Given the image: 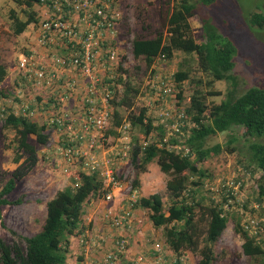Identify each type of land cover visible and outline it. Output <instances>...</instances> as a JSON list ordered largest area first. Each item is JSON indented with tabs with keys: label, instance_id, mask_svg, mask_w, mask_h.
<instances>
[{
	"label": "trees",
	"instance_id": "obj_1",
	"mask_svg": "<svg viewBox=\"0 0 264 264\" xmlns=\"http://www.w3.org/2000/svg\"><path fill=\"white\" fill-rule=\"evenodd\" d=\"M17 1L26 8L25 19L20 18L15 11L9 14V28L15 36L24 32L30 23L37 22L33 10L37 0ZM214 2L216 0H178L165 16V34L159 31L153 37L138 36L131 41L133 57L142 59L147 68L157 64V61L160 63L161 56L164 60H170L175 51L195 55L197 68L204 76H192L187 67H181L182 64H179L173 74L175 106L185 113L190 122L187 127L189 133L180 144L187 145L190 153L184 156L181 152L168 148L167 143H156L162 138L164 128L162 125L153 124V117L147 113L145 106L135 111L134 100L140 95L141 86L131 81V75L121 68V64L117 70L124 78L122 80L119 75L117 80L122 81L123 89L120 96L116 91L111 100L112 116L107 132L117 137V127L124 120V113L127 111L131 128L137 129L141 134L132 135L133 145L129 151L131 162L138 163L139 171H144L148 163L155 162L160 171L168 176L165 186L168 205L164 204L160 193H154L140 197L136 206L146 209L154 228H162L163 241L170 250L174 253L189 251L194 257H198L197 264H212L216 257L214 245L229 220L233 221L235 232L241 236L243 254L248 257H264V250L241 225L242 216L239 212L233 207L223 209L222 205L227 201L228 192L224 190L221 200L216 203L213 193L204 185V178L208 177V174L206 169L202 168V163L222 150L220 144L205 147V139L208 136L227 131L234 126L243 127L244 136L250 139L264 136V86H252L236 95L237 82L230 74L237 53L236 45L218 32L208 19L203 20V39L196 41L192 35L188 19L193 16L195 6H208ZM250 22L262 28L264 15L261 12L253 13ZM153 69L154 67L152 71ZM7 75L6 65L0 63V84ZM221 79L229 81L232 87L218 103H207L208 96L220 94L212 86L215 81ZM10 94L9 89L0 85V99ZM53 101V95L47 92L46 103ZM3 103L0 108L6 107ZM9 110L12 111L5 115L3 123L19 133V139L15 141L14 159H19V151H25L33 165L37 160L36 150L27 138L34 135L38 144L45 145L49 136H52L50 131L58 133L57 126H53L47 119L48 116H57V110L47 108L37 116L16 113L12 107H9ZM148 137L154 141L143 148L140 141ZM231 139L229 143L236 140L234 136ZM247 146L248 161L243 165L244 174L264 170V142L250 141ZM23 174V170L16 169L0 189V225L3 227L5 225L1 207L23 202V197L14 200L6 197L14 189L16 180ZM234 181L245 184V175L235 176ZM257 182L256 190L252 191L255 195L253 201L261 203L264 198V180ZM137 185L136 180L133 186ZM103 193L102 178L98 172H87L77 164L70 175L69 184L56 191L46 202V217L41 229L31 236H20L11 230L14 235L24 240L25 249L17 245L9 246L0 238L1 264H68L69 239L77 237L84 227V205L87 201L90 202V199L102 198ZM80 260L81 255L76 258L77 263Z\"/></svg>",
	"mask_w": 264,
	"mask_h": 264
},
{
	"label": "rangeland",
	"instance_id": "obj_2",
	"mask_svg": "<svg viewBox=\"0 0 264 264\" xmlns=\"http://www.w3.org/2000/svg\"><path fill=\"white\" fill-rule=\"evenodd\" d=\"M119 1L122 4L123 19L120 30L121 36L118 41L120 59L115 70V81L120 84H118L117 90L120 96L123 87L122 81L117 80V77L120 75L123 80L124 76L117 69L121 64V68L127 70L131 75V81L135 84H140L141 93L134 100L135 111L147 104L149 95L146 84L149 78L158 74L175 72L179 64H182V68L187 67L192 76H204L203 74L201 75L197 68L194 54L190 55L175 51L170 60L161 61L160 63L157 61L159 66L156 64V66L150 68L146 67L142 59H136L132 55L131 41L134 37H153L159 31L165 34V16L178 0ZM35 6L36 4H34L33 10L37 14ZM25 8L17 0H0V63L5 64L8 70L7 77L0 85L11 91V94L6 97L8 101L3 103L5 106H11L12 102L18 98L14 82L21 75L16 70V64L18 56L22 53V48L25 47L27 38H29L32 26L30 25L20 35H13L9 28V14L11 11H15L20 18L25 19ZM260 12L264 15V0H216V2L208 6L197 4L193 16L188 19L192 35L196 41L203 39V20L208 19L218 32L225 35L236 45L237 53L234 57V67L230 72L237 82L236 95L243 93L252 86H264V26L258 28L250 22L251 15ZM153 67L154 71H152ZM212 87L214 90L219 91L220 94L208 96L206 99L207 103H218L232 86L226 79H221L215 81ZM151 114L153 115V113ZM4 117H0V189L16 169H21L24 171L23 176L16 180L14 189L6 197L9 200L23 197V200L28 203L2 206V221L5 227L0 225V238L9 246L14 247V245H17L25 249L24 240L18 235H14L11 230H14L20 236H31L33 233L38 232L46 217V204L44 202L42 208V200L46 201L47 197L56 192L58 187L69 184L70 175L77 165L70 167V172L68 173H64L59 166H55L54 162L59 143L56 136H49L47 143L40 145L36 142L34 135H29L27 140L36 150V163L32 165L29 154L25 151H19L20 157L15 161L16 153L14 147L16 146L15 141L19 139V133L11 126L3 123ZM127 118L128 114L126 111L124 119ZM108 128L103 130L102 137L98 139L99 149L104 148L107 150L117 144V138L107 133ZM243 132V127L234 126L227 131L208 136L205 139V147H212L216 144H220L222 147L219 153L202 163V168H205L208 174V177L204 178L206 181H214L218 176H226L228 179H232L235 176L243 175V165L245 166L248 161V143L250 141L264 142V136L250 139L244 136ZM153 133L157 134L156 132ZM132 135L141 136L137 129L131 128L130 150L133 145ZM232 136L236 140L229 143V140H232ZM49 147H53L51 154L46 152V148ZM137 166L138 163L134 164L131 162L130 152L127 158L116 163L117 174L124 187L117 190L113 202L110 204L105 203L104 209L109 205L119 206L126 203V199H124L127 195L126 188L133 186L136 180L140 197L160 193L164 204L168 205L169 201L165 187L168 176L160 171L155 162L148 163L144 171H139ZM245 179L246 184L244 188L239 189L238 195L243 199L247 198L250 202H254L255 195L252 191L256 190L257 180H264V170H255L253 174L245 176ZM205 188L207 187L205 186ZM96 202L95 204L93 203L92 208L98 211L100 208L96 205ZM146 221L152 225L149 218ZM83 222H85L86 226V219ZM153 230V232L157 233V239L160 242L163 241L164 233L162 228H154ZM241 244V236L235 232L233 221L229 220L214 245L216 257L212 264H264L263 256L248 257L244 255ZM72 260H67V262L69 261L68 264H75ZM195 263H198V257H195Z\"/></svg>",
	"mask_w": 264,
	"mask_h": 264
},
{
	"label": "built area",
	"instance_id": "obj_3",
	"mask_svg": "<svg viewBox=\"0 0 264 264\" xmlns=\"http://www.w3.org/2000/svg\"><path fill=\"white\" fill-rule=\"evenodd\" d=\"M37 3L45 9L44 18L38 25L39 45L47 52H51L53 48H63L68 53H52L47 63L38 61L33 54H22L17 60V68L25 74L33 87L44 88L53 95L54 101H42L32 108L26 102L1 107L0 117L3 118L12 111L9 107L15 109L16 113L33 116L47 108L56 109L58 115L47 118L53 126H57L58 131L56 166L64 173L70 172V167L77 164L87 172H98L104 190L100 199L110 204L116 197L115 191L124 187L117 174L116 163L127 158L131 144V125L127 119L117 127L115 146L107 150L99 149L98 142L103 130L110 125L111 100L118 90L115 70L120 50L115 38L122 19L121 11L116 0H37ZM68 70L77 71L88 82L84 108L76 112L67 109L77 88L76 80H66L59 84L60 74ZM173 74L174 72H170L149 78L146 84L149 97L145 107L153 117V124L164 128L162 138L156 143H167L168 148L186 156L190 153L189 147L182 146L180 142L187 137L190 122L185 113L175 106ZM174 140L177 141L173 142ZM152 141L154 139L148 137L141 142V146L144 148ZM242 172L245 176L249 174H244V170ZM245 184L234 181V177L228 179L226 176H218L212 182L205 181L204 185L213 193L216 203L221 200L224 190L228 192L223 209L233 207L239 212L242 216L241 225L264 250V198L258 203L239 197V189L244 188ZM126 191V203L109 205L103 211L102 220L112 229L114 239L112 248L103 252L100 264H115L120 256L128 252V235L135 231L133 224L139 222L135 218L136 210L140 209L136 206L140 198L139 190L130 186ZM104 241L102 237L93 240L87 231L80 235V243L86 247L94 244L101 249ZM152 249L159 257L166 251L159 241L152 242ZM188 263L183 252L174 256L173 264ZM81 264L92 263L83 261ZM127 264L152 263L146 254L136 253Z\"/></svg>",
	"mask_w": 264,
	"mask_h": 264
},
{
	"label": "crops",
	"instance_id": "obj_4",
	"mask_svg": "<svg viewBox=\"0 0 264 264\" xmlns=\"http://www.w3.org/2000/svg\"><path fill=\"white\" fill-rule=\"evenodd\" d=\"M116 1H117L118 9H120L121 11L122 19H123L121 1L119 0H116ZM35 4H36L35 8L37 10V14H36L37 22L35 23L32 22V24L30 23L27 26L26 30L30 27V25H32L31 32H30L29 38H27L25 47L22 48V53H20L19 56H21L22 54H33L38 61L47 63L49 62V58L52 53L66 55L68 51L64 50L63 48H53L51 52H47L46 49H44L43 47L39 45L38 25L40 21L44 18L45 9L43 5L39 3H35ZM122 19L119 23L118 33L115 38V43L117 45L118 50H119L118 41L121 36L120 30H121ZM19 56H18V59L20 58ZM16 70L21 75L20 77H17L14 82L16 85V89H17L16 95L18 98L16 99V101L12 102L11 106H13L14 104L26 102L32 107L36 104V102L41 103L42 101H46L47 91H45L44 88L37 89L33 87L30 80L27 77H25V74H23V72L17 68V64H16ZM72 79L76 80L77 88L75 90V94L73 95V97L70 99V101L67 104V109L72 110L73 112H76L84 108L83 107L84 97L86 96L88 82L77 71L68 70L60 74L59 84L66 82V80H72ZM32 90L33 92H31ZM6 101H8L6 97L1 98L0 104ZM50 132H52L51 135L54 137L56 136L58 140V133L56 131L55 132L50 131ZM52 148L53 147L46 148L47 154H51ZM43 151L45 152V150ZM54 164L56 163L54 162ZM56 182L59 183V181L57 180ZM66 185L68 184H65L62 187H58L57 191L64 188ZM116 193L117 191H115V195ZM54 194L55 192L52 195H49L46 201H43L44 199L42 200V208H43L44 202L46 204V202ZM89 201L90 202L87 201L86 204L84 205L85 215H84L83 220L86 219V226H85V222H83L84 227H83L82 232H85L87 229L88 236L89 237L91 236L93 240H96L102 237L105 239V241L103 242L101 249H99L94 244L93 245L91 244L89 247L83 246L80 243V235L82 232L77 237H70L69 239L70 240V244H69L70 251H69L67 260L73 259L72 261H74L75 264H81L83 261H87L92 264H100L102 256H103V252L112 248L113 246L114 237L112 236L113 235L112 229L102 220V214H103L102 212L104 211L103 209H104L105 203L100 198L97 200L90 199ZM95 202H96V205L100 208L98 211H96L95 208L94 209L92 208L93 203L95 204ZM27 203L28 202H25V200H23L21 204H27ZM3 206H7V205H3ZM135 213H136L135 218L137 221H139L133 224V229L135 231L131 232L130 234L125 232V234H129L128 235L129 237L128 252L125 255L120 256L115 264H127L128 260L131 259V257L135 255L136 253L146 254L150 258V263L152 264H173L174 256L179 253H174L172 250L169 249V247L163 241H161V243L165 246L166 251H163L160 257L156 256L157 253H155L152 249V242L153 241L160 242V240L157 239V233L153 232L154 231L153 230L154 228H152L153 226L150 223H147L146 221L148 219L147 211L144 208H140V209H137ZM2 220H3V215H2ZM34 234L35 233H33L32 235ZM84 249L87 251H84ZM183 253L186 254L187 259H188L187 261L190 264H196L195 257L189 251L183 250ZM79 255H81V260L77 263L76 258Z\"/></svg>",
	"mask_w": 264,
	"mask_h": 264
}]
</instances>
